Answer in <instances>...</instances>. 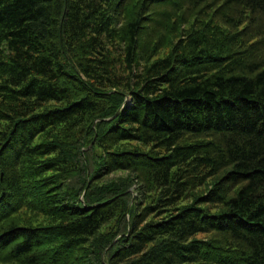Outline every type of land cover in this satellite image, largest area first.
I'll use <instances>...</instances> for the list:
<instances>
[{"label": "trees", "instance_id": "trees-1", "mask_svg": "<svg viewBox=\"0 0 264 264\" xmlns=\"http://www.w3.org/2000/svg\"><path fill=\"white\" fill-rule=\"evenodd\" d=\"M0 264H264V0H0Z\"/></svg>", "mask_w": 264, "mask_h": 264}, {"label": "rangeland", "instance_id": "rangeland-1", "mask_svg": "<svg viewBox=\"0 0 264 264\" xmlns=\"http://www.w3.org/2000/svg\"><path fill=\"white\" fill-rule=\"evenodd\" d=\"M174 40H175V38H173V41H174ZM167 45H170V44H167ZM169 47H170V46H167L166 48L162 49L161 52H160V55H163L165 52H167V50L169 49ZM114 174H121V173L118 172V173H114ZM112 175H113V174H112ZM135 187H136V184H134V185L132 186L131 190H133V188H135ZM199 190H200V191H203L204 188L201 187ZM202 236H203V235H198L197 237H202Z\"/></svg>", "mask_w": 264, "mask_h": 264}, {"label": "bare ground", "instance_id": "bare-ground-1", "mask_svg": "<svg viewBox=\"0 0 264 264\" xmlns=\"http://www.w3.org/2000/svg\"><path fill=\"white\" fill-rule=\"evenodd\" d=\"M60 20V19H59Z\"/></svg>", "mask_w": 264, "mask_h": 264}]
</instances>
